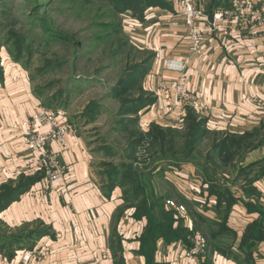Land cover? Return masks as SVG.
I'll return each instance as SVG.
<instances>
[{
	"label": "rangeland",
	"instance_id": "374dc122",
	"mask_svg": "<svg viewBox=\"0 0 264 264\" xmlns=\"http://www.w3.org/2000/svg\"><path fill=\"white\" fill-rule=\"evenodd\" d=\"M116 1L117 4L113 0H0V198L10 188L26 185L23 194L0 210V264H22L21 250L29 247L25 233L39 226L38 221L17 222L12 218L10 226L9 213L13 216L25 208L38 182L41 186L55 183L46 182L37 160L29 165L31 156L20 148L17 137L10 138L5 132L17 116L12 117L5 99L12 100L9 85L19 79L10 77L7 81L8 66L19 69L21 74L17 75L25 79V86L29 85L30 93L40 100L39 106L50 103L48 107L89 138L102 174L119 166V179L128 174L135 180L158 184L153 190L147 187L149 197L150 191L156 197L163 195V189H167L166 196L171 194L177 201L180 197L175 194L182 196L186 178L175 172L189 162L174 159L166 142L171 137L187 138L188 111L198 115V106L160 90L161 84H169L179 76L168 68V63L190 55L189 29L181 4L179 0H162L164 6H154L158 0ZM200 22L204 21L198 19ZM212 31L204 33V41ZM49 37L56 40L49 41ZM165 42L169 44L163 45ZM17 48L21 50L19 59L15 58ZM199 56H191L183 71L186 79L187 68ZM149 74L157 76L156 88L147 86L145 76ZM158 100V109L152 111L150 106ZM173 116L176 118L172 123ZM20 122L18 119L16 123L18 134L23 133ZM152 130L158 136L156 144L165 153L161 158L156 156L160 149L152 142ZM210 142L204 139L199 145L201 151L210 147ZM149 170V175L137 174ZM101 176L107 182V175ZM139 200L134 198L133 204ZM40 236H34L32 241Z\"/></svg>",
	"mask_w": 264,
	"mask_h": 264
},
{
	"label": "crops",
	"instance_id": "0c3cea01",
	"mask_svg": "<svg viewBox=\"0 0 264 264\" xmlns=\"http://www.w3.org/2000/svg\"><path fill=\"white\" fill-rule=\"evenodd\" d=\"M238 2L230 0V6L226 8H234ZM245 17L228 18L226 23H218L214 31L208 32L202 54L186 71L191 93L200 103L196 108L198 119L204 120L209 133L219 137L244 135L256 129L264 131V22L248 25ZM203 23L206 24L200 22ZM168 41L171 43L170 36ZM17 70L15 66H8L5 72L7 81L10 77L19 78L9 85L12 100L5 99L12 117L17 115L5 132L10 138L17 137L20 148L31 156L29 165H34L37 154L25 147L21 127L18 134L16 123L33 114L40 100L30 93L29 85L25 86L26 81L17 75L21 74ZM145 77L148 78L147 86L152 89L155 85L156 88L157 76L149 74ZM159 100L150 106L152 111L158 109ZM175 106L180 107L179 104ZM175 118L170 117V121L173 123ZM259 138L246 139V144H256ZM65 139L66 149L54 141L49 145L66 165L64 180L46 186L38 182L25 208L13 216L9 213L7 217L10 226L13 225L12 218L17 222L38 221L48 228L46 234L28 243L30 248L25 247L32 252V264H206L208 259L211 260L209 264H264V145L239 148L236 138L233 142L237 145L229 154L222 151V157L218 156L219 160L231 157L234 166L230 168V175L243 172L253 176L246 183L239 177L221 181L230 186L237 197L226 221L232 233L230 254L211 249L204 234L194 228L193 210L214 216L212 208H204L208 203L207 184L200 176L198 165L189 162L177 168L179 172L175 173L186 178L180 194L188 198L191 207L184 204L185 210L181 212L166 205L164 209L173 211L174 227L181 219L184 227L200 232L206 240L201 254L185 257L182 240L170 242L158 234L146 237L148 218H137L133 207H124L120 186L106 187L107 182L101 176L105 175L101 172L103 168L95 162L96 156L85 134L72 127ZM225 169L229 171V168ZM244 187L248 188L246 195ZM163 190L165 195L167 189ZM165 198V201L172 199ZM173 200L179 203L175 198ZM213 203L215 197L211 196L207 206ZM246 252L251 256L249 262H246Z\"/></svg>",
	"mask_w": 264,
	"mask_h": 264
},
{
	"label": "trees",
	"instance_id": "16d2710c",
	"mask_svg": "<svg viewBox=\"0 0 264 264\" xmlns=\"http://www.w3.org/2000/svg\"><path fill=\"white\" fill-rule=\"evenodd\" d=\"M114 3H118V1L113 0ZM230 0H210L207 4V11L211 14L213 9L219 6L222 7H229ZM164 6L166 5L163 3L162 0H158V3L154 6ZM49 41L56 40L53 37H49ZM15 58L19 59L21 56V50L19 48L16 49ZM14 54V53H12ZM144 76V74H143ZM138 74H136L135 83L139 82ZM154 98L152 97L150 99L151 102H153ZM45 102V100H44ZM149 104V103H148ZM50 105V103H47V107ZM137 111L138 108H135L134 111ZM188 118L186 119V122H188V128L190 127V130L188 132L187 138L183 139H176L170 138L166 142V149L168 150V153L174 158V159H183L184 162H190L189 159L193 158L196 161H193L196 165H198V169L200 172V176L203 178V181L207 184V201L209 203V198L211 196L215 197V203L211 204V206H207L208 203L204 204V208L209 209L212 208V211L214 213L213 217H208L205 214H201L200 212H197L193 210V216L195 218L194 222V228L195 230L201 231L207 240V245L211 246V249L217 250L219 252H222L223 254L231 253L229 251V238L232 235L231 229L226 225L227 218L229 216L230 210L234 202L237 200V197L234 195V192L231 191V189L226 186L225 180H236L238 177L243 178L244 182L250 181L253 179V176H249L246 173L238 172L237 175H230V168L234 166L231 163V157L230 159L228 157L223 158L221 160L218 159L219 157H222L221 152L224 151L225 155L229 154V152L232 150V147L234 145L239 146V148L247 149L248 147H258L261 145H264V131L261 130H254L252 132L246 133L244 135H237V134H229L225 137H219L215 136L214 133H211L213 135L209 136L210 133L208 132L207 128L205 127L204 120L198 119V116L189 109L188 111ZM154 131L150 132V137L152 139L153 144H155L158 148L157 141L158 136L153 133ZM260 136L257 143H252L251 145L246 144V139H254ZM205 138H209L212 140L211 146L208 147L205 151L207 153L205 154L203 151H201L199 145L201 141H203ZM233 138V139H231ZM238 138V143L233 142V140ZM165 141V138H164ZM181 144V145H180ZM180 147L179 149H176L175 147ZM162 148V145H161ZM200 149V150H199ZM163 149H160V152H156V156L161 158L165 153H163ZM155 152V150H154ZM161 153V154H160ZM191 154H193L191 156ZM203 161V163H202ZM119 167V166H118ZM117 166H112L108 170H105V175H107V185L106 187L108 189H112L114 186H120L123 190V198H124V207H133L134 208V216L137 218H140L142 216H146L148 218V224H147V233L146 237H153V234H158L157 236H162L166 241H176V240H182L183 244L186 247H190L191 245V236L193 234V230H188L186 227H184L183 222L178 221L177 225L174 227V216H173V209L178 210L177 208L170 207L166 204L165 197H172L170 194L169 196L165 195H158L153 196V192L150 191V197L146 191L147 187L150 190H153L152 184H147L145 181H142L141 179L135 180V177H131L128 174H124L125 176L122 177V179H119L117 174L118 171ZM128 167H131L130 163H128ZM229 168V171L225 168ZM120 168V167H119ZM246 168V167H243ZM240 171H242V169ZM112 169V170H110ZM43 173V172H42ZM228 174V176L226 175ZM137 174L145 176L150 174L149 171H142L137 172ZM135 174V176H137ZM44 176V174H43ZM232 177V178H231ZM224 184V185H222ZM130 185L131 187L129 189H125L126 186ZM246 185V184H245ZM26 185L20 184L17 188H10L9 191H6L5 194H2V198H0V210L5 208V204L7 202H11L19 197V195L23 194L25 192ZM244 194L246 195L248 193V188L244 187ZM173 190V189H171ZM125 191H130L125 192ZM175 195H178L177 193ZM174 196V195H173ZM180 197L179 203L176 204H182L187 205L191 207V204L187 197L185 196H178ZM134 198H139V202L136 204H133ZM240 199V197H239ZM173 200V199H170ZM178 200V199H177ZM175 201V200H173ZM164 205L171 208V210H165ZM247 206V205H245ZM180 211V210H178ZM181 212V211H180ZM48 232V228H44L39 223V226L37 228H33L26 232V239L27 241H31L32 238L36 235H44ZM155 239V238H154ZM26 241V242H27ZM28 242V243H29ZM27 243H25L26 245ZM250 254L248 252L245 253V258H247L246 262H249ZM206 264L211 263V260H206Z\"/></svg>",
	"mask_w": 264,
	"mask_h": 264
},
{
	"label": "built area",
	"instance_id": "2783aa9c",
	"mask_svg": "<svg viewBox=\"0 0 264 264\" xmlns=\"http://www.w3.org/2000/svg\"><path fill=\"white\" fill-rule=\"evenodd\" d=\"M210 0H179L182 13L189 29L190 55L180 59L172 60L168 63V68L178 72L179 76L169 84H161L160 90L166 94L178 96L186 102L199 106L198 99L190 92L187 79L183 71L190 62L191 56H199L203 51L204 33L214 30L218 23H226L228 18L239 19L241 15L245 24L255 25L264 22V0H239L234 8L216 7L212 13L207 11V4ZM198 19L205 21V25L198 24ZM20 126L23 128L22 142L25 147L37 154V160L48 183H58L64 180L66 175V165L60 160L56 152L49 147L51 142H57L62 149L67 148L65 136L72 126L62 114L47 106H39L33 114L21 120ZM166 204L185 210L182 204L167 199ZM206 240L204 236L194 231L191 236V245L186 247L184 244L185 256L195 257L204 249ZM20 261L22 264H32V252L21 250Z\"/></svg>",
	"mask_w": 264,
	"mask_h": 264
}]
</instances>
